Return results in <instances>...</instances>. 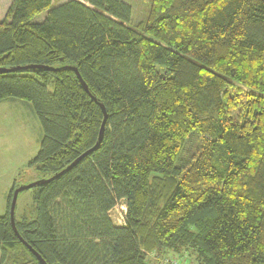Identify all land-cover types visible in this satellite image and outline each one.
Listing matches in <instances>:
<instances>
[{
	"label": "trees",
	"instance_id": "1",
	"mask_svg": "<svg viewBox=\"0 0 264 264\" xmlns=\"http://www.w3.org/2000/svg\"><path fill=\"white\" fill-rule=\"evenodd\" d=\"M151 1L144 23L121 0H12L0 19V71L52 68L0 73V102H28L42 128L29 167L62 172L97 142L99 103L107 114L96 151L16 215L18 197L15 228L47 264H148L155 248L264 264V0ZM237 85L248 93L231 117ZM192 135L201 146L183 172ZM12 184L0 262L40 264L12 229Z\"/></svg>",
	"mask_w": 264,
	"mask_h": 264
},
{
	"label": "rangeland",
	"instance_id": "2",
	"mask_svg": "<svg viewBox=\"0 0 264 264\" xmlns=\"http://www.w3.org/2000/svg\"><path fill=\"white\" fill-rule=\"evenodd\" d=\"M131 7V23H144L151 7V0H121ZM12 0H0V19H3L8 6ZM67 0H52L51 7L56 8ZM45 14H38L35 22L42 23ZM232 96L230 107L231 117L237 116L244 110L246 95L248 91L242 86H236L229 89ZM238 118H230L238 120ZM42 128L38 117H36L32 106L28 102L20 99H7L0 102V214L6 210L7 197L4 195L8 188L11 189L12 183L19 186L29 185L42 178V172L29 167V160L33 159L38 153L42 138ZM201 146L200 139L197 135H192L180 154L176 165L184 172L189 166L191 158L196 155ZM33 189L20 192L17 203L16 215H19L23 207L29 206L32 202ZM125 204L120 203L115 209L110 211L111 218L116 224H123L125 217ZM148 264H195L190 254L183 249L178 253H173L165 249H152L147 252ZM1 264V262H0ZM8 264V263H6Z\"/></svg>",
	"mask_w": 264,
	"mask_h": 264
},
{
	"label": "water",
	"instance_id": "3",
	"mask_svg": "<svg viewBox=\"0 0 264 264\" xmlns=\"http://www.w3.org/2000/svg\"><path fill=\"white\" fill-rule=\"evenodd\" d=\"M25 69H33V70L43 69L45 71L52 70V68H50L48 66L46 67V66H42V65H27L25 67H15L14 69L3 70V71H0V73H3V72H13L14 70H25ZM69 70H72V71H74L76 73L78 82H80V84L82 85L84 91L86 93L90 94L88 92V88H87L86 83L80 77V74L77 71V69L74 68V67H70ZM91 98H92V100L96 101V99H95L94 96H91ZM99 105L101 107L102 113L104 114V119H103V121L101 123V127H100V130H99V133H98V140L95 143V145L93 146V148L85 151V153L82 154L81 156H79L78 158H76V160L71 165H69L66 168H64L62 170V172L53 175L52 178H50V179H41V180H38V181H35V182H30L29 185L19 186V188H16L13 191V193H12L13 196H12L11 203H10V215H9V218H11V226H12V229H14V231H15L16 236L18 237V239H20V241L27 247V249L31 251V253L36 257L37 261L40 262V264H47V263H46V261H43V259L41 258V256L35 250H32V248L30 246H28V244L23 239L20 238V236H19V234L17 232V229L15 228V222H14V219H15V217H14V211H15V207H16L15 204L17 202V199L19 197L20 192L30 190L31 188H34V187H38V186L42 185L43 183L50 182V181H52V179H55V178L63 175L64 173L68 172V170L72 169L77 163H79L80 161H82L83 158H85V156H87L91 152L96 151L99 148V145H100V143L102 142V140L104 138L103 134H104V130H105V121H106V118H107V114H105L103 105H101L100 103H99Z\"/></svg>",
	"mask_w": 264,
	"mask_h": 264
},
{
	"label": "crops",
	"instance_id": "4",
	"mask_svg": "<svg viewBox=\"0 0 264 264\" xmlns=\"http://www.w3.org/2000/svg\"><path fill=\"white\" fill-rule=\"evenodd\" d=\"M11 187H12V186H11ZM9 188H10V187H9ZM9 188H8V191L4 194L5 196L9 193V190H10ZM6 197H7V196H6Z\"/></svg>",
	"mask_w": 264,
	"mask_h": 264
},
{
	"label": "built area",
	"instance_id": "5",
	"mask_svg": "<svg viewBox=\"0 0 264 264\" xmlns=\"http://www.w3.org/2000/svg\"><path fill=\"white\" fill-rule=\"evenodd\" d=\"M115 224H116V223H115ZM117 225H120V226H121L122 224L119 223V224H117Z\"/></svg>",
	"mask_w": 264,
	"mask_h": 264
}]
</instances>
